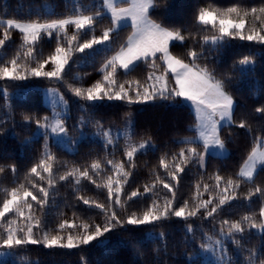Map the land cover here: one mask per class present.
<instances>
[{
  "label": "snow or ice",
  "instance_id": "snow-or-ice-1",
  "mask_svg": "<svg viewBox=\"0 0 264 264\" xmlns=\"http://www.w3.org/2000/svg\"><path fill=\"white\" fill-rule=\"evenodd\" d=\"M167 5L168 0H91L87 6L77 4L71 14L57 17L5 19L0 15V50L11 40L13 31L18 30L22 38L14 56L5 60L0 55L3 96H9L10 82L30 78L62 85L67 92L60 87L45 89L50 114L20 113L21 125L32 133L22 143L43 139L39 156L27 167L23 182L18 177L20 165L0 163V179L6 173L14 177V186L4 187L0 199L3 264H17L10 258L18 257L30 245L49 250L81 249L92 242L101 246L108 243L106 233L141 230L140 226L150 227L146 238L153 247L134 245L138 264H264V182L257 183L258 174L264 172V102L238 118L240 103L231 90L237 80L255 74L257 54L243 55L227 69L219 67L224 49L236 40L255 42L262 50L258 54L264 55V0L258 4L237 0L228 5L215 0L198 2L180 24L155 18L154 14ZM106 17L108 24L97 34L98 23ZM124 29L130 31L117 43ZM46 37L55 41L54 51L43 56L40 49L38 56V45ZM97 52L106 54L96 70L98 79L85 84L90 75L87 73L67 79L70 61L77 65L91 63ZM76 53L82 55L74 60ZM142 65L147 69L145 74L133 75ZM107 102H123L130 109L124 113L121 125L105 124L96 117V109ZM136 105H190L193 123L187 131L193 135L172 140L180 147L162 151L149 179L133 188L130 178L138 166V155L160 149L150 128L137 131L131 111ZM6 107L9 113L0 119V135L8 134L5 125L9 121V127H16L11 103ZM74 108L78 115L74 123H69ZM237 130L252 136L253 141L243 164L234 174L222 173L219 166L209 173L211 158H227L230 154L228 145L234 143ZM92 139L100 144L104 155L91 156L90 162L62 160L53 148L75 155L82 143ZM121 141L120 151L126 159L115 158ZM193 164L202 174L195 182L192 197L178 203L182 174ZM61 182L71 183L77 201L74 208L82 202L87 206L85 212L98 210L103 220L85 218L77 211L69 219L60 212L62 219L49 230L47 216L49 209L58 207L56 194ZM86 182L106 191L105 199L86 196ZM245 184L251 187L241 193ZM158 185L170 193L163 200ZM241 195L249 205L258 196V209L238 219L225 216L218 227L213 224L210 230L203 226V221L222 216ZM141 198H151L150 205L129 211L130 205ZM173 218L184 224L182 251L170 244L163 227L155 230ZM197 219L201 221L199 227ZM254 235L259 237L255 244L251 240ZM81 260L89 264L85 257Z\"/></svg>",
  "mask_w": 264,
  "mask_h": 264
},
{
  "label": "trees",
  "instance_id": "trees-1",
  "mask_svg": "<svg viewBox=\"0 0 264 264\" xmlns=\"http://www.w3.org/2000/svg\"><path fill=\"white\" fill-rule=\"evenodd\" d=\"M91 0H0V15H4V18H35L37 15L41 18L45 17H57L71 14L77 4L87 6ZM203 3L205 0H168L167 6H162L154 15L155 18H164L166 22H172L180 24L185 21L191 12L192 7L196 3ZM220 5H228L237 0H215ZM248 4H258L261 0H243ZM5 9L7 10L5 13ZM107 17L98 23L97 34L100 33L102 26L108 24ZM130 29H124L121 31L117 43L122 42ZM2 35V30H0ZM22 43L21 35L18 30L13 31L11 40L7 42L4 49L0 50V55L5 60L10 59L20 50V44ZM55 41L46 37L40 45H38L37 55H41L40 49L43 50L42 55L47 56L50 52L54 51ZM177 51H183L181 48H177ZM88 51V50H86ZM262 50L255 42L236 40L229 47L225 48L220 56L221 69H227L231 66L233 61L239 60L243 55L257 54L256 72L254 75L243 80H237L232 87V91L236 95L240 108L237 111V117L242 113L251 112L255 106H259L264 102V55H259ZM82 54L76 53L74 60L80 57ZM104 52H97L93 62H82L80 65L69 62L71 69L68 72L67 79L71 80V77L79 73L90 74L85 79V84H90L95 79L99 78L97 69L105 58ZM107 55H110L108 53ZM68 66H66L67 68ZM147 69L142 65L137 69L133 75L143 76ZM5 82L0 80V119H4L9 109L6 104L11 103L12 111L15 112L16 127L13 129L9 125H5L8 128L7 135H0V163H17L20 165V172L18 174L19 180L23 182L24 172L27 167L39 156V151L43 144L41 138L38 142L25 145L22 143L25 137L32 135L31 131L25 130L21 125V115L23 111L38 112L43 115L44 113L50 114V108L46 106L43 101L42 89L48 86L60 87L62 91L66 92V89L62 85L49 84L47 80L40 78L29 79L27 81H13L8 84L9 96H3V88ZM67 94V92H66ZM123 102H107L102 103L96 109V117L101 118L105 124L112 123L113 125H121L122 118L125 112L129 111ZM133 111L137 131L140 132L144 128H150L154 134V138L160 145V149L156 152H149L147 155H138L137 168L134 176L130 178V187L141 186L151 175V169L158 164V158L162 151L168 150V148L175 150L180 145L172 144L171 141L181 136L193 135L192 132L187 131L188 126L193 123L192 109L190 105L182 107L172 106H158L151 107L145 105L134 106ZM75 108L73 109V119L69 123H74L77 118ZM35 128V125L32 126ZM91 131V129H89ZM12 133H15L13 135ZM139 138V137H137ZM253 141L252 136L244 133L243 130H237L234 137V143L228 145L229 155L227 158H211L208 172L211 173L216 166L221 168L222 173L234 174L243 164L248 152L251 150ZM167 146V147H166ZM123 147V141H121L115 152V158L121 159L123 157L120 149ZM54 151L62 158V160L76 161L77 163L90 162L91 156L100 155L104 153L101 150L100 144L95 142V139L82 143L79 147V151L72 155L68 151H61L53 146ZM95 150L91 151L90 150ZM90 153V155H89ZM60 171H63L62 167H59ZM163 174V168L160 169ZM202 174L201 170L193 164L189 165L186 173L182 174L183 178L180 181L177 189V202L180 203L184 199H189L195 192V182L200 178ZM14 177L10 173H6L4 178L0 179V199H3L4 187H12ZM264 182V172H260L257 176V183ZM86 196H92L103 201L106 197V191L97 190L95 185L90 182H86L84 185ZM159 191V198L163 200L165 195H170L168 189H164L161 186H157ZM251 185H242L240 192H247ZM76 193L74 192L71 183H63L58 186L56 194V204L58 207L49 209L47 216L46 227L51 230L62 219L58 215L60 212L67 214V218H71L72 212L77 211L82 213L85 218L92 217L97 221H102L103 216L98 213V210H90L85 212L87 208L82 202L78 207H73L77 204L75 199ZM204 197L207 199L208 194L204 193ZM67 201L68 207H65ZM151 198L147 200L141 198L135 203L130 205L129 211L142 210L146 205H150ZM261 203L260 198L253 197L251 205L241 195L239 198L234 199L231 202V207H226L222 216H217L215 221L205 220L203 226L206 229H211L213 224L218 227V221L223 217L231 219H238L244 213L258 209ZM201 221L195 220V224L199 227ZM131 227V226H130ZM160 227H163L169 234L170 244H175L179 247V250H183V245L180 244L182 237L184 236V224L179 221V218H173L171 221L165 222L162 226H158L155 230L159 231ZM141 230L132 231H112L111 234H105L108 237V243L106 245L97 246L96 242H92L90 246H83L81 249H56L49 250L40 245H30L25 251L19 253L18 257L10 258L15 259L17 264H82L81 257H85L89 264H138L140 258L135 254L134 245H140L145 249H151L152 243L146 238V234L150 231L149 226H140ZM255 231V230H253ZM252 243H258L259 237L252 236ZM4 258L0 257V264H3Z\"/></svg>",
  "mask_w": 264,
  "mask_h": 264
},
{
  "label": "rangeland",
  "instance_id": "rangeland-1",
  "mask_svg": "<svg viewBox=\"0 0 264 264\" xmlns=\"http://www.w3.org/2000/svg\"><path fill=\"white\" fill-rule=\"evenodd\" d=\"M49 87H55V86H48V87H44V88L42 89L43 101H44V103H45L46 105H48V104L50 103L49 98L45 95V89H46V88H49Z\"/></svg>",
  "mask_w": 264,
  "mask_h": 264
}]
</instances>
